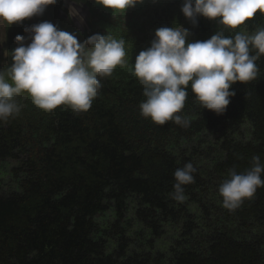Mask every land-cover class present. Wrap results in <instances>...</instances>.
Here are the masks:
<instances>
[{"label":"trees","instance_id":"trees-1","mask_svg":"<svg viewBox=\"0 0 264 264\" xmlns=\"http://www.w3.org/2000/svg\"><path fill=\"white\" fill-rule=\"evenodd\" d=\"M86 4L92 34L123 39L126 63L101 78L86 112H46L22 92L20 114L0 122V264H264V187L234 211L218 192L229 169L244 172L253 157L264 164V56L255 80L231 85L223 114L201 108L189 85L178 113L189 125H157L140 114L146 97L135 57L158 28L182 27L186 43L205 41L222 29L219 18L198 16L193 25L183 0L126 10ZM61 23L82 43L81 32ZM259 28L257 11L224 34ZM188 162L194 182L178 202L174 172ZM168 228L177 234L166 244Z\"/></svg>","mask_w":264,"mask_h":264},{"label":"clouds","instance_id":"clouds-1","mask_svg":"<svg viewBox=\"0 0 264 264\" xmlns=\"http://www.w3.org/2000/svg\"><path fill=\"white\" fill-rule=\"evenodd\" d=\"M56 2L0 0V23L22 22L42 14L47 6ZM80 2L75 0V3ZM142 2L95 0L113 10H126ZM68 9L70 17L83 21L73 4L70 3ZM181 11L193 25L197 24L198 16H203L219 18L223 27L210 39L190 43H186L187 29L158 28L151 46L135 57L133 75L143 86L146 97L140 104V114L161 126L168 121L182 127L189 125L190 121L178 114L185 106L189 85L201 108L223 114L229 98L235 95L229 90L231 85L255 80L256 61L264 56V28L252 34H224L226 30L237 29L257 11L264 14V0H183ZM25 31L31 33V42L25 46V37L16 35L15 42L20 46L12 51V57L0 46V66L7 60L12 62L10 68L0 72V122L20 114L21 105L16 98L22 92L28 93L33 104L46 112L60 105L69 106L75 114L86 112L102 87L101 78L111 76L117 65L125 64L123 39L96 33L81 43L74 34L59 30L47 21ZM195 171L191 162L175 170L174 191L170 193L175 201H184L183 186L194 182ZM262 173L264 164L259 157H253L252 166L244 172L229 169L228 178L218 187L223 207L234 211L246 198L251 199L257 188L264 187Z\"/></svg>","mask_w":264,"mask_h":264},{"label":"rangeland","instance_id":"rangeland-1","mask_svg":"<svg viewBox=\"0 0 264 264\" xmlns=\"http://www.w3.org/2000/svg\"><path fill=\"white\" fill-rule=\"evenodd\" d=\"M79 13L81 15L80 11H79ZM4 28H5L4 27V23H0V42H2L3 39H4V33H5ZM75 30H78V28H75ZM3 58H5L4 55H3ZM124 59H125V63H126V58H124ZM11 64H12L11 60H7L6 64L0 66V72L4 68H7V67L10 68ZM16 99H17V102L21 105V109H23L25 107L26 96L21 94ZM175 234H177V231L174 228H171V229L168 228V233L165 236L166 244H169V243H171L173 241V237H174Z\"/></svg>","mask_w":264,"mask_h":264}]
</instances>
